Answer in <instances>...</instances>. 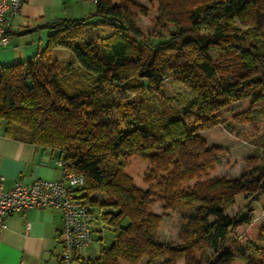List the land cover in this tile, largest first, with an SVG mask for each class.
Listing matches in <instances>:
<instances>
[{
	"label": "trees",
	"instance_id": "1",
	"mask_svg": "<svg viewBox=\"0 0 264 264\" xmlns=\"http://www.w3.org/2000/svg\"><path fill=\"white\" fill-rule=\"evenodd\" d=\"M148 1L157 9L150 33L134 23V12L146 15L145 8L96 0L86 18L50 23L46 46L34 56L0 65L4 132L57 149L83 176L92 213L98 204L106 210L102 221L116 229L112 245L100 249L102 264H138L143 257L162 264H264V224L252 216L253 204L264 199V162L235 179L210 178L217 149L198 135L222 124L230 133L234 120L264 118V0ZM103 27L113 33H94ZM56 48L72 58L52 60ZM211 50L220 52L215 61ZM167 73L191 98L161 94ZM243 100V107L219 113ZM132 158L149 164L146 189L128 173ZM97 191L103 200L94 198ZM156 201L193 209L183 246L157 241ZM234 204L237 212L227 215ZM202 245L212 252L199 261L194 251Z\"/></svg>",
	"mask_w": 264,
	"mask_h": 264
},
{
	"label": "crops",
	"instance_id": "2",
	"mask_svg": "<svg viewBox=\"0 0 264 264\" xmlns=\"http://www.w3.org/2000/svg\"><path fill=\"white\" fill-rule=\"evenodd\" d=\"M94 0H24L20 11L7 18L8 43L0 45V65L25 61L46 46L48 25L58 19H84L95 10ZM57 149L13 138L0 122V176L9 188L16 180L31 184L57 179ZM0 228V264H56L60 253L59 210L29 209L14 213Z\"/></svg>",
	"mask_w": 264,
	"mask_h": 264
},
{
	"label": "rangeland",
	"instance_id": "3",
	"mask_svg": "<svg viewBox=\"0 0 264 264\" xmlns=\"http://www.w3.org/2000/svg\"><path fill=\"white\" fill-rule=\"evenodd\" d=\"M140 8H145L146 15H141L136 10L134 23L143 32L150 33L155 28L152 18L157 16L156 5L150 3L148 0H131ZM237 27L243 28L241 24ZM247 28V27H246ZM98 30L97 35L105 37L111 35L113 30L111 27H103ZM201 32V31H200ZM202 33V32H201ZM95 38V35H90L89 39ZM220 52L216 50L209 51L210 57L215 61L219 57ZM52 60L66 61L72 58L71 52L66 48H56L50 52ZM161 94L167 98L174 97L177 94H182L186 98H191L189 90L174 79L171 73H167L164 78L161 88ZM134 95H129V100L134 99ZM246 100L230 103L220 110V114H226L230 111L243 107ZM176 106V101L171 103ZM112 120L118 122L114 113H112ZM232 132H227L224 125H219L211 130H203L198 135L204 140L207 147H214L217 149L216 162L211 170H208V176L213 177H229L232 179L238 178L242 173L247 172L253 165H258L264 162V118L251 119L241 118L229 123ZM130 168L128 173L132 174L138 187L142 189L148 188L142 180L146 170L148 169V162L140 160L139 158H132L130 160ZM94 198L98 201L103 200L105 195L102 192H95ZM239 196L237 197V201ZM264 199L253 204L254 209L252 216L255 221L264 224ZM166 203L156 201L151 210L157 215L161 216L160 222L155 230L157 241L163 245H170L173 247L183 246L184 232L189 231L191 227V220L193 219L194 211L192 208L186 207L183 204L176 205L173 208L165 207ZM238 205L234 204L227 209L226 213L229 216H234L237 212ZM106 210H100L98 204L93 206V236L92 242L86 248V253L91 258H96L100 252L101 246L109 248L115 240L116 229L101 219V213ZM127 221L124 220L121 226L126 225ZM244 227H240L237 232L243 231ZM199 250L194 251L196 260L204 261L210 256L212 248L201 246ZM164 261V259H163ZM161 259L149 260L148 257H143L138 264H162ZM176 264H183V260H179Z\"/></svg>",
	"mask_w": 264,
	"mask_h": 264
},
{
	"label": "built area",
	"instance_id": "4",
	"mask_svg": "<svg viewBox=\"0 0 264 264\" xmlns=\"http://www.w3.org/2000/svg\"><path fill=\"white\" fill-rule=\"evenodd\" d=\"M96 2V0H94ZM24 0H0V45L8 43L7 18L20 11ZM70 161L56 162L60 175L57 179H38L31 184L16 180L9 188L0 176V228L8 216L29 209L54 208L61 215L60 253L56 264H102L86 253L92 242V206L83 190L84 178L68 167ZM102 247V246H101Z\"/></svg>",
	"mask_w": 264,
	"mask_h": 264
}]
</instances>
